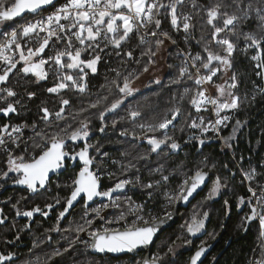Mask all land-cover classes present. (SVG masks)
Instances as JSON below:
<instances>
[{
    "label": "trees",
    "instance_id": "1",
    "mask_svg": "<svg viewBox=\"0 0 264 264\" xmlns=\"http://www.w3.org/2000/svg\"><path fill=\"white\" fill-rule=\"evenodd\" d=\"M214 2L215 0H196L198 7L193 8L191 0H185L184 6L178 7L179 14L193 17L191 24L194 27L189 30V33H185L182 27L177 30L171 25V22L161 18L159 28H156L153 22L146 25L143 24L144 30L150 33L155 31L158 34L159 31L167 32L179 46L183 47L193 57L194 54H200L204 58L207 56V52L204 51L206 44L213 53H215L214 49L218 45L212 41V28L211 25L207 24L206 12L202 11L199 6ZM24 17L6 22V26H0V28H8ZM257 25L258 21L252 19L242 25V30L244 32H255L257 31ZM141 35L142 33L137 31L131 33L130 40L124 43L123 48L119 49L120 52L113 47L104 48L98 71L96 74L88 76L85 91H78L80 94L75 93L73 90L61 92L63 95L62 99L69 100L70 103L68 105H62L61 101L57 100L58 96L52 97V93L47 94L49 86L46 82L37 85L30 83L27 87L18 88L17 95L8 99L9 102L16 106L17 113L9 119L0 118V127L11 121L21 122L28 138L18 144L19 146H13L11 152H2L0 163L4 164L5 160L12 154L24 155L25 160L30 159L31 156L38 155L41 149L38 148L35 152L34 143L32 142L38 132L46 134L51 129L66 128L69 124H74L73 128H77L80 126V121H87L95 129L91 140H95L99 147H104L106 150V155L103 157L104 160L100 161L99 168L113 171V175H116V178L131 180L132 183L122 190V192H126L123 195L131 193L129 195L137 198L135 201L146 207L147 212L160 216L168 208L163 204L164 197H166L164 194L165 190L177 187L186 175L191 176L195 172V165L198 166L206 159L216 165L215 168L210 170L208 168L203 169L212 175L210 183L216 176H219L227 186L220 197L211 201L213 211L208 214L211 220L208 224V232L203 237L195 239H193V235L188 233L191 235V246L177 254L175 257L176 264L179 263L181 258L180 261L187 264L192 254L199 250L202 244L205 248L211 247V251L203 264H248L249 258L252 257L253 252L256 253L258 247L257 230L259 225L255 219L252 221L245 219L251 215V206H248L249 210L247 211L239 202V197L250 195V193L247 190V186L241 182L238 165L242 164L241 168H245L247 171L254 170V177L251 179L253 185L259 187L264 184V91H261L264 89V77L257 75V72L264 71V69H257L255 61L251 59L256 50L248 49L245 52L243 49L246 46V42L243 38L236 40L230 37L237 45L231 60L233 71L237 70L241 76V84L238 86V91L242 93V99L240 106L229 113L230 122H228L230 125L222 129L224 138L233 137L227 143L228 147L229 144L231 146L228 149H223V142L220 140V136L218 137L213 130L204 132V125L192 128L188 124L179 129L184 120L192 119L193 117L198 120V117L205 116L211 121L213 116L209 111L203 109L197 111L195 105L191 103V100L197 97V92L201 90V87L195 84L196 78L190 70L189 72L193 76L192 79H189L188 76L181 78L180 69L186 66L182 59L176 56L174 46L171 48L174 59L171 57L170 70L164 80L154 83L153 86L145 90L132 93L127 97H124L114 87V80L122 83V78L126 75L138 76L142 73L145 66V49L151 47L153 41L157 40L158 35L151 36L145 43L140 42L139 37ZM186 36L188 37L187 40L185 39ZM20 37L24 36L21 35ZM159 38L162 39L161 37ZM18 41L21 42L20 39ZM209 41L211 43H208ZM128 51L132 52V57L126 55ZM117 52L120 54L117 55ZM213 63L216 64L218 62L213 61ZM117 73L120 74L119 77ZM166 82L168 83L166 84ZM186 89L188 90L187 92ZM29 92H34L35 96L29 97ZM3 94L0 93V96ZM118 98H123V103L101 120L100 113L105 111L103 107H110V104ZM16 101H19V103H16ZM97 101H99L98 106L91 108L90 105ZM6 105L2 103L0 107H5ZM45 107L50 113L51 111L53 113L59 111L61 107H64V119L56 120L54 114L53 120L50 122L41 119L44 115L42 108ZM175 107L181 108L183 116L182 118L179 117L173 126L167 130H156L155 132L149 130L148 125L159 122L165 115H169L170 110ZM67 110L70 111L68 112ZM132 111H139L141 115L134 119L130 115ZM87 115H90L93 119L86 118ZM113 121H115V124H113ZM237 121H240L242 126L239 127L238 132L233 136V129L238 127ZM140 125H145V127L141 128ZM101 127L104 128L103 132L99 131ZM165 131L180 147L175 150L171 149V141H169L168 145H162L160 150L152 152L151 146L145 137L153 135L160 137L162 132ZM125 132L127 134L122 135ZM194 132L196 135L190 136ZM142 136L143 138H141ZM200 139L205 141L203 145L199 143ZM40 144H42L41 141ZM235 156L240 162L234 160ZM161 165H163L162 171L157 172L156 169L160 168ZM162 173H167L170 176V181L160 183L157 186L156 181L161 178ZM232 173H235V175H232ZM65 178L67 179L68 177L64 176ZM148 183H152L153 188H146L145 185ZM106 184H111V182ZM149 193H151V196H149ZM204 193L199 194L187 208L180 211L179 220L166 230L154 245L152 249L153 255L162 236L166 233L173 234L176 232V228L181 224L185 215L184 213ZM225 201H227V204H225ZM228 204L231 207H228ZM174 205H171L167 211L172 210ZM149 208H151V211ZM81 213L82 210L78 209L74 212V215L82 217ZM209 232L216 233V236L211 240L205 241ZM78 252L73 254L77 255ZM91 255L99 257L92 252ZM136 255L144 257L143 254ZM67 256L68 258H64L63 264L69 261V255ZM61 261L62 259L58 263L61 264ZM169 262H171L170 259ZM161 263L166 264L164 261H161Z\"/></svg>",
    "mask_w": 264,
    "mask_h": 264
},
{
    "label": "snow or ice",
    "instance_id": "2",
    "mask_svg": "<svg viewBox=\"0 0 264 264\" xmlns=\"http://www.w3.org/2000/svg\"><path fill=\"white\" fill-rule=\"evenodd\" d=\"M185 0H169V3H164L163 0H65V2L54 12L43 16L41 13L44 11L46 6H51L54 4V0H0V26H6V22L13 21L16 17H21L24 13L34 14L38 19H27L25 18V23L21 24L19 28L13 27L10 31H3L2 35L7 37L5 43L0 45V60H3L7 67L0 69V93H4L3 97L0 99L7 100L8 97H15L17 93L8 86L10 74H14L13 70L17 72H23L24 74L32 73L40 80L47 79L48 72L44 69V66L51 62L58 66L56 69V74L58 76V82L55 86L47 89L50 93H58L60 90L69 88L70 85L67 82H71L75 85L79 91H85V77L87 72L85 68L91 70L92 73L97 71V63L101 59L99 54H96V50L100 49L99 40L103 39L106 44H111L115 49H121L122 43H126L130 40V33H133L134 29L140 27L141 24L153 23L156 28L160 27L161 19H158L161 15V9H163L164 17L170 16V22L173 27L182 30L185 33H189V30L194 27L191 24L193 17L191 15H182L178 13V7H183ZM193 8L198 7L196 0H191ZM201 7V10L206 12L207 24L211 25L212 28V38L215 43L220 46L225 55H220L218 53H213L205 45L204 51L207 52V56L202 58L200 54H197L193 58L192 67L195 69L196 73H200L201 69L206 70V74L199 75L195 79L196 85H203L205 82L212 83L213 77L217 76V73L221 69H228L232 67L231 57L236 50V43H234L232 38L239 40L241 37L246 42V46L243 51L248 49H255L256 54L251 57L253 61H257L256 68L264 69V0H215L212 4H206ZM231 9V11H229ZM255 19L258 21L257 31L255 32H244L242 30V25L249 20ZM61 21H67L68 23H61ZM72 29H78L76 32H72ZM46 33L44 37H39V33ZM33 34L38 38L37 46L35 48L28 47L27 53L18 42L19 36L30 37ZM63 34V35H61ZM225 34V35H222ZM152 36H157V32H151ZM67 37L66 47L64 51H56L54 55L44 57L45 50L49 47L50 40L56 37L57 40H63ZM160 36L171 39L167 32H160ZM73 37L80 45H85L92 48L94 55L91 58L82 59V52L86 49L77 48L73 44ZM232 37V38H230ZM187 36L185 39L187 40ZM203 39V37H201ZM141 43H145L144 36L139 37ZM175 43V41H172ZM164 43L163 39L157 38L155 44L157 48ZM199 43V41H197ZM208 43H211L209 41ZM15 45L19 51V59H15L14 56L6 55L5 50L10 49L12 45ZM103 51V49H100ZM120 53L117 52V55ZM145 55H156V52L152 48L148 49ZM128 57H132V52L128 51L126 53ZM67 57V60L63 58ZM39 58V59H36ZM23 61V66L17 68V65ZM213 61L218 62L214 64ZM64 69H74L76 70V75L63 73ZM144 72L148 71L147 67L143 68ZM257 75L264 77V71L257 72ZM119 77L120 74L117 73ZM181 78L188 76L192 79L193 76L189 72L187 67H182L180 69ZM138 78V77H137ZM233 81L229 85L230 89H235L237 87L236 76L231 77ZM159 83V81H156ZM114 87L119 93H122L124 97L131 95L134 89L130 86L131 81L129 77L125 76L122 78V83L113 81ZM219 90L221 96L225 95L224 87L220 85H215ZM188 90L186 89V92ZM207 90H200L197 92V98H193L191 103L196 106L197 111H201V105L205 102L211 103L215 106V111L217 116L225 109H236L239 101L238 96H234L231 91H228L227 95L230 98L226 102H221L218 98L213 99L205 95ZM261 91H264L262 89ZM29 97L35 96L34 92L28 93ZM19 103V101H16ZM70 102L67 99H61L62 105H68ZM99 101L92 103L91 108H96ZM123 103V98L115 99L114 102L107 107L105 111H101L100 119H104L105 112H111L117 109ZM206 110V109H205ZM17 111L15 105L12 102H8L5 107H0V112L4 114L15 113ZM44 115L41 119L47 121L49 116L52 114L45 107L42 108ZM64 107H61L59 111L55 112L56 120L64 119L63 116ZM132 118H136L141 115L139 111H132L130 113ZM183 114L180 107H175L170 110L169 115H165L159 122L148 125L150 131L155 132L156 130H167L169 126L177 121L178 117L182 118ZM229 120L228 116H223L214 121L210 122V127H205L204 131L215 130L218 132L219 125L226 126V122ZM115 124V121H113ZM204 124L203 118H201L200 123L195 120L189 125L192 128L202 127ZM237 126H242L240 121L236 122ZM35 127V126H33ZM144 128L145 125H140ZM71 128L69 124L66 128L62 129L63 136L60 133H56L51 136H45L43 132H38L36 135L41 136L44 140L43 144H36L35 146L40 148L41 151L38 155L31 156L30 159L25 160L24 156H16L13 158L11 155L8 157V171L2 173L4 177L8 176V172L21 173L20 178L16 179L14 183L26 185L32 192H37L39 185L43 188L48 181L49 172L57 170L63 166V161L65 157L70 156L73 161L79 158L83 162V166L79 170L77 177L72 182V190L69 197L65 198L64 210L59 213L58 219L64 218L68 210L73 207L74 202L79 199L83 200L86 198L87 201H93L96 197L107 198L112 202L113 206L118 207L116 200L113 199V194L122 191L127 185L132 183L129 179H119L114 183L113 186L108 187L106 190H101L99 184V177L91 169L93 164V157L89 156V147L85 143L84 147L74 154L64 151L65 138L71 141L84 140L86 141L89 136L88 122L80 121V126L68 131ZM5 132L8 131V127L5 126L3 129ZM14 132L19 133L21 129L17 126L13 128ZM99 131L103 132L104 128L101 127ZM235 132L236 129H233ZM127 133H122L126 135ZM151 146V151L156 152L161 149L162 145H168L169 141L171 149H178L180 145L172 139L167 132H162L160 137L150 136L145 137ZM227 144L229 140L233 137L224 138ZM5 140L0 137V145L4 144ZM199 143L203 145L205 141L203 139L199 140ZM19 146V145H17ZM231 145L229 144V147ZM147 158V157H141ZM19 161V163H17ZM215 168V165H212ZM227 167V165H225ZM163 165L157 168V172H161ZM235 175V173H232ZM208 173L203 170V168H197L191 176H185L183 181L178 185L175 191L167 194V200L169 206L176 203H187L189 198L193 196V193L205 182ZM254 177V170H250L245 173V178L251 180ZM161 180L167 182L169 177L167 175H161ZM160 181H156V185L159 186ZM226 184L221 183V178L216 176L214 181V186L209 193V196H214L218 194L222 187H226ZM146 188H153L152 183L145 185ZM248 191L251 196L248 198V203L252 202V198L255 197L256 206L251 208V215L247 216L245 219L251 221L252 219H259V223L264 226V186H261L260 194L254 188L249 186ZM151 196V193H149ZM240 203H245L244 197H239ZM59 203V200L56 201ZM227 204V201H225ZM15 207V205H13ZM47 209L51 210L52 204H47L45 206ZM108 204H101L98 208H93L92 211L99 216L103 209L108 208ZM87 208V204H85ZM143 208V205L137 206L136 208L130 207V212L137 213ZM259 208V211L257 210ZM2 212V209H0ZM34 213H41L42 215H47L46 211H43L39 206H36L30 211H25L21 213L17 210V215H23L26 217H32ZM87 215V212L85 213ZM172 212L165 209L163 215L154 216L149 214L148 218L144 215H137L136 219L131 222L130 227H125L123 230L116 228H104L103 231H89L93 221L87 220L85 225H78L75 229L78 233H87L88 235L94 237L92 242V247L100 252H123V251H133L139 247H147L153 243L154 238L157 233L161 230V227L170 219H172ZM208 217L207 212H203L202 217L197 219V214H194L191 222L186 223V229L189 234L195 235L200 232L204 227L205 220ZM120 221L126 220V217L121 214L119 217ZM117 223L119 221H116ZM4 223V219H0V224ZM59 231V227L55 229ZM19 239V236H17ZM50 239V238H49ZM79 239V237H77ZM180 239V237H177ZM186 243H191V240H187ZM174 244L168 247V253H172L174 249ZM264 248V246H262ZM68 251V249H65ZM206 251L203 244L199 247V250L190 258V264H197L200 257ZM167 254V253H166ZM15 254L5 255L0 253V264H7V262L12 261ZM55 255L59 256L61 253L57 251ZM163 257L160 255L153 256L144 261V264H161ZM37 264H48V261L41 260L37 257ZM251 264H264V250L261 251L260 259L254 260Z\"/></svg>",
    "mask_w": 264,
    "mask_h": 264
},
{
    "label": "rangeland",
    "instance_id": "3",
    "mask_svg": "<svg viewBox=\"0 0 264 264\" xmlns=\"http://www.w3.org/2000/svg\"><path fill=\"white\" fill-rule=\"evenodd\" d=\"M8 2L10 3L11 0H8ZM163 2L167 4V3H169V0H166V1H163ZM160 11H161V15L159 17H157V18L158 19L161 18L163 20H168L170 22V16L165 18L164 14H163V9H161ZM61 23H68V22L67 21H61ZM71 31L72 32H76V31H78V29H72ZM157 34H158V32H157ZM45 35H46V33H43V32L39 33V37H44ZM61 35H63V34H61ZM159 37H161L164 40V43L162 45H160L157 48V46L155 44V41H153V44H151V47H148V49L152 48V50L154 52H156V55H154V56L146 55V58H145V61H144V63H145L144 67H147L148 71L147 72L142 71V73L140 75H138V76L126 75L127 77H129V79L131 81V85L130 86L134 89L133 93L139 92L141 90H145L148 87L153 86L154 83H157L156 81L164 80L166 78L167 74H168V71L170 70V67H169L170 65L169 64H170L171 57L173 58V53H172V49H171L172 46L174 45V43L172 42L173 38L170 36L171 39H168L166 37L160 36V31H159V34H158V38ZM19 39H20L21 42H19V41L18 42L22 45V47H23V49L25 51V54L27 53V48L28 47L35 48L37 46L38 38L36 37L35 34H33L30 37H20L19 36L18 40ZM212 41H214L213 38H212ZM66 42H67V37L66 36H65V38L63 40H57L56 37H53L50 40L49 47L45 50V53L43 54L44 57L47 59L48 57H51L52 55H54L56 51H64L65 47H66ZM98 42L100 44V49H103V50H104V48L107 49L106 47H113L114 48L113 45L106 44V42L103 39L99 40ZM73 44L77 48L86 49V51L82 52V56H81L82 59L91 58L92 55H94L92 48H89L87 46V43L85 45H80L79 42L76 41L75 38L73 37ZM123 45H124V43H122L121 48H123L122 47ZM100 49L96 50V54H99L101 59H102V51H100ZM130 49L132 50V48H130ZM148 49H145L146 53L148 52ZM19 51H20V49L15 50L14 55H12V56H14L15 59H19ZM119 52H120V50H119ZM214 52L218 53L220 55H225L223 49L220 46L215 47ZM255 54H256V52L253 53V55H255ZM195 56L196 55L194 54V57ZM36 59H39V58H36ZM63 59L67 60V57H64ZM101 59L97 63V71H98V66H99V63H100ZM216 64H218V63H216ZM256 64H257V61H255V65ZM22 66H23V61H21L20 66H18V68H21ZM57 68H58V66L54 65L51 62V60H49V63L44 66V69L48 72V77H47V79H44V80H40L34 74H30L29 73V75H31V76H29V75H25L23 72H17L16 71V73H14L10 77L8 86L12 87V89L16 93H17V91H19L18 88L27 87L28 84H30V83H33L34 85H37V84H40L42 82H46V84L48 83L47 84L49 86L48 88L53 87V86H55V83L58 82V76L56 74V69ZM85 71L88 73L87 76L85 77V84L87 86L88 76L91 75V74H96L97 71L95 73H92L91 70H89L87 68H85ZM62 72L63 73H67V74H71L73 76L76 75V70H74V69H64V70H62ZM233 75L236 76L237 87L235 89H230L229 85L233 83V81L231 80V77ZM67 83L70 85L69 88L60 90L58 93H52L51 94L52 97L58 96L57 100L61 101V99L63 97L61 92L68 91V90H71V91L73 90L75 93L80 94L78 92L79 91L78 88L75 85H72L70 81L67 82ZM167 83L168 82H166V84ZM240 84H241V76H240V73L237 72V70L233 71L232 67L228 68L226 70L222 68L221 71L219 73H217V76L213 79V82L210 85V90H211V92H213L215 94V96L221 102H226V101H228L230 99L228 97L227 93H228V91H231L234 94V96H238L240 98L239 101H238V105L240 106L241 99H242V97H241L242 93H239V91H238V86ZM215 85H220V86L224 87L225 95L221 96L219 90L215 87ZM48 93H50V92L47 91V94ZM4 95L5 94H3L0 97H3ZM8 99H9V97L7 98V100L0 99V105L2 103L7 104L9 102ZM102 106H104V105H102ZM106 108L107 107H103V110L106 109ZM195 109H196V106H195ZM201 110H202V108H201ZM233 110H235V109H225V110H223L220 113V114H222L221 118L223 116H228L229 117L228 121L230 122V114L229 113H231ZM67 111L69 112L70 110H67ZM86 118L93 119V117H91L90 115L89 116L87 115ZM201 118H203V122H204L203 125L205 127L210 126V124H209L210 121L205 116L198 117V120H195L194 117L192 119L184 120L182 125L185 127L188 124H191V122L193 120H195L197 123H200ZM228 121L226 122V126L222 125V129H225L228 125H230V123ZM227 123H229V124H227ZM183 126H180L179 129H181ZM239 127H235L234 128V129H236V131L233 132V136L238 132ZM62 129H64V127L56 128V130H52L51 129V131L46 132L45 136H51V135H54L56 133H60L63 136V132L61 131ZM64 138H66V137H64ZM141 138H143V136ZM40 141L42 142V144L44 143V140H42L41 136H39V135H36L34 140L32 141L34 143V151L35 152L38 149V147H36L35 145L36 144H40ZM228 148H229L228 144H226L225 141H224L223 149H228ZM231 151H232V149H231ZM202 160H204V159H202ZM234 160L235 161L238 160L237 162H240L239 159L236 158V156L234 157ZM212 165H214L213 162H209L208 160L205 159L198 166L195 165L196 166L195 170L197 168H203V169L204 168H208L210 170V169L213 168ZM240 166H242V164ZM1 167H4V166L1 165ZM8 167H9V165H8ZM215 167H216V165H215ZM242 169L245 170V168H242ZM0 171H1V168H0ZM2 173L0 172V178L1 179L5 178L2 175ZM161 175H167L169 177L168 181H170V176L167 173H162ZM157 180L160 181V183H166L163 180H161V178H158ZM214 181H215V179L203 191V192H205L204 195L201 198L197 199V201H195V203L190 207V209L184 213L185 215L183 216L181 224L176 228V232H174L173 234L172 233L171 234L166 233L165 235L162 236L161 240L158 242V245L156 246V251H155L153 256H156V255L162 256L163 257L162 261H164L166 264H176L175 257L177 256V254L179 252H182V251L186 250L188 247L191 246L190 245L192 243L191 235H189L188 232H187L186 223L185 222H189L190 223L194 214H197V219H199V218L202 217L203 212H207L208 214L212 213L213 210H212V206H211V201H213V200L217 199L218 197H220V195L224 192V190L226 188V187H222L220 189V191L218 192V194L210 197L209 193L211 192V190H212V188L214 186ZM3 183H4L3 180L0 181V186ZM221 183L222 184H226V183H223L222 180H221ZM177 187H175L173 189H169V188L166 189L165 192H164L165 196L167 197V194L175 191V189ZM169 190H171V191H169ZM129 194H131V193H127V195H123L120 198L119 201L116 200V203L119 205L118 207L113 206V205H109L108 208L103 209L101 211L99 216H97V214L92 211L93 208H90L88 211L83 209L82 213H81V215L83 216L81 225H85L87 227L85 222L87 220H91V221H93V223H92L91 228H89V231L99 230V229H104V228H116V229H119V228H123V227H130L131 226V222H133L136 219L137 215H144L145 218H148V215L150 213L147 212V210L145 209L146 207H144V206L139 212H137L135 214L130 212V210H129L130 207L131 208H136L137 206H140L142 204L137 202V201H135L137 198H133V196H131ZM166 197H164L163 204L168 207V208H166V210H167L171 206H169L168 200H167ZM98 207H100V206H97V207H94V208H98ZM149 210L151 211V208H149ZM86 212H87V215H85ZM121 214H123L126 217V220H123V221L119 220V217L121 216ZM151 215L156 216L155 213H153ZM88 216H92V218L89 219ZM116 221H119V222L117 223ZM256 221H257V224L259 225V228L257 227L258 228V230H257V232H258V240H257L258 247H257L256 253L253 252L252 257L249 258L250 260L248 259L249 260L248 264H251V262L254 261V260H259L260 259V255H261V251L264 250V248H262V246H264V231L260 230V224H259L258 220H256ZM98 222H101V224H99ZM75 225H79V224L75 223L73 226H75ZM262 227L264 228V226H262ZM59 228H60V226H59ZM59 232H60V230H59ZM66 233L68 234V231L65 228H62L61 229V234H59L60 237H61L60 241H66L67 240V238H66L67 234ZM64 234H66V235H64ZM79 234L83 235V234H87V233H78V235L76 234L75 237L72 238L71 247H73V248L76 247L79 252H78L77 255H75L73 253L67 254L68 252H70V250H68V252L67 251H63V253L69 255V258H70L69 261L65 262V264H140L143 261L144 257L141 256V255L128 257V258L123 259V260L118 259L115 262H112V260H105L103 258L92 256L91 255V251H90V247L88 248L87 242L84 241L80 237ZM215 236H216V233L209 232V235L207 236L205 241L211 240ZM77 237H79V239H77ZM177 237H180V239H177ZM187 240H191V243L190 244L186 243ZM173 244L175 245L174 249H173V252L172 253H168V251H167L168 247L170 245H173ZM76 245H81L80 246L81 248H78ZM58 251L61 252L59 249H58ZM67 255H62L61 254V255H59L57 257H62V258L66 257V258H68ZM169 259L171 260L172 263L169 262ZM180 260H179L178 264H186V262H183V261H180ZM187 264H189V261H188Z\"/></svg>",
    "mask_w": 264,
    "mask_h": 264
},
{
    "label": "flooded vegetation",
    "instance_id": "4",
    "mask_svg": "<svg viewBox=\"0 0 264 264\" xmlns=\"http://www.w3.org/2000/svg\"><path fill=\"white\" fill-rule=\"evenodd\" d=\"M18 66H20V64L17 65V68ZM13 73H16V70L13 71ZM11 75L13 74H10V76ZM0 87H3V85H0ZM55 112L53 113L51 111L52 115L49 116L50 120L48 119L46 122L53 120V114H55ZM73 127L74 124H71L69 132L75 129ZM88 131L89 136L86 141H71L66 137L65 151L74 154L83 148L85 143L90 145L89 156L94 158L91 169L96 172L99 177L101 190H106L108 187L113 186L114 183L120 178H116V175H113V171H106L99 168L100 161H103V157L106 155V150L104 147H99L95 140H91L95 133L93 125L88 124ZM11 156L15 158L19 155L12 154ZM17 163H19V161H17ZM1 165L4 167H1ZM82 166L83 162L80 161L79 158L73 161L71 157L68 156L66 161L63 163V170L60 173L52 176L49 182L46 183L43 188H40L39 185H37V192H32L26 185L14 183L16 179L20 178L22 175L21 173L8 172L7 177L3 179L0 178V181L3 180L4 182L0 186V209H2V212H0V219H4V223L0 224V253L5 255L12 253L15 254L12 261L7 262V264H37V257H40L41 260L46 259L48 264H59V260L62 259L61 264H63L64 257H57V255H55L58 249L61 251L60 253L62 255L78 252L76 247H71L72 238L75 237L76 234L78 235V232L74 231L78 225H73L75 223L81 225L83 216L81 217L79 215H74V212L78 209H84L88 211L90 208L100 206L101 204L112 205L111 201L103 197H97L91 202V204H89L90 202L87 201L86 198L83 200L78 198V202L70 214L64 218L58 219L59 213L63 211L64 207L66 206L65 198L69 197L70 195L72 190V182L77 177V174ZM0 168L1 173L8 171V158L5 160L4 164L0 163ZM64 176H67L68 178L64 179ZM108 182H111V184H106ZM124 193L126 192L119 191L114 193L113 199L119 201ZM242 197L245 198V203L240 204H242L247 211L249 210L248 206H251V208L254 207L252 202L248 203V198L250 195H245ZM57 200H59V203H56ZM47 204L53 205L51 210L45 207ZM85 204H87V208H85ZM13 205H15V207H13ZM36 206H39L48 214L45 216L41 213H34L32 217L17 215V210L23 213L25 211L32 210ZM228 207H231L230 204H228ZM88 217L89 219L92 218V216ZM210 222L211 220L208 216L205 220L203 229L193 235V239L203 237L206 232H208V224ZM98 223L101 224V222ZM59 226L60 232L55 230ZM62 228H65L68 231V234L66 233L67 235L64 234L67 236L66 241H60L61 237L59 234H61ZM92 231H103V229ZM17 236H19V239H17ZM80 237L87 242V246L89 248V238L91 236L88 234H83L80 235ZM76 246L81 248V245ZM65 249L70 250V252L67 251L68 253L64 254L63 251H65ZM138 254L145 255L144 252ZM133 256L129 255L119 258L111 256H99V258L112 260V262H115L118 259L123 260Z\"/></svg>",
    "mask_w": 264,
    "mask_h": 264
},
{
    "label": "built area",
    "instance_id": "5",
    "mask_svg": "<svg viewBox=\"0 0 264 264\" xmlns=\"http://www.w3.org/2000/svg\"><path fill=\"white\" fill-rule=\"evenodd\" d=\"M64 2H65V0H59L56 4L44 9V11L41 13V15L46 16V15L50 14L51 12H54L55 9L60 7ZM25 18H27V19H38L39 17H36L34 14H28L24 18H22L18 23H15V24L9 26L8 28H0V33H2L5 30L10 31L13 27L19 28V26L21 24H24L26 22ZM134 31L141 32L142 35L144 36L145 41L149 40V38H151V36H152L150 32H147L144 30L143 24L140 25L138 30L134 29ZM6 39H8V38L5 37L4 35L0 34V45L4 44ZM173 46L175 47L176 56L182 59L184 65L190 71H192L194 73L195 78H198L199 75L206 74V71L204 69H201L200 73H196L195 69L192 67L193 58H194L193 55H191L183 47L179 46L178 43H176V42L174 43ZM15 50H16V47L13 44L10 49L5 50V54L12 56V55H14ZM4 67H7V65L5 64V62L3 60H0V69H2ZM214 78L215 77H213V79ZM210 85H211V83L205 82L203 85H200V87L202 90H205V89L207 90L205 92L206 96H209L213 99H216L217 97L210 90ZM201 108L203 110L206 109V111H209L212 114L213 117H212V120L210 121L211 123H214V121L216 119L221 118V116H222V114H219V117L217 116L216 111H215V106L212 105L211 103L205 102L204 104L201 105ZM210 122H209V124H210ZM5 126L8 127L7 132H5L3 130ZM17 126L21 129V131L19 133L13 131V128H15ZM208 127H210V126H208ZM217 127H218V132L215 130H213V131L215 132L216 135H218V137L220 136V140L224 143V137L222 136V125H219ZM208 131H212V130H208ZM195 135H196L195 132L190 134V136H195ZM0 137H3L5 140V143L0 145V157H1L2 152H6V153L11 152L12 147L20 144L22 141H25L28 138V135H27L26 131L24 130V127H23L21 122L11 121V122H8L5 125H2L0 127ZM238 172H240L241 182H243L247 186V190H248L249 186H251L252 188H254L256 190L257 195H259L261 186H264V184H262L259 187L253 185L251 180H248L245 178V173H247L249 171L242 169L240 165H238ZM250 196H251V193H250ZM252 205L256 206L255 197L252 198ZM257 210L259 211V208H257ZM256 220H258V222H259L258 218ZM260 230L264 231V228L262 227L261 224H260Z\"/></svg>",
    "mask_w": 264,
    "mask_h": 264
},
{
    "label": "water",
    "instance_id": "6",
    "mask_svg": "<svg viewBox=\"0 0 264 264\" xmlns=\"http://www.w3.org/2000/svg\"><path fill=\"white\" fill-rule=\"evenodd\" d=\"M58 1H59V0H54V4H56ZM54 4H53V5H54ZM51 6H52V5H51ZM48 7H50V6H46L45 9L48 8ZM28 14H30V13H24L21 17H24V16H26V15H28ZM21 17H16L15 19H18V18H21ZM15 19H14V20H15ZM14 70H15V69H14ZM14 70H13V71H14ZM205 71H206V70H205ZM15 107H16V106H15ZM113 111H114V110H113ZM16 113H17V111H16L15 113H9V114H4V113L0 112V118L4 117V118H6V119H9L11 116L15 115ZM109 114H110V112H106L105 115H104V117L107 116V115H109ZM178 118H179V117H178ZM178 118H177V120H178ZM175 122H176V121H174L173 124L170 125L169 127L173 126V125L175 124ZM65 145H66V143H65ZM64 151H65V147H64ZM67 158H68V157H65L63 163L66 161ZM62 170H63V166H62L61 168L57 169V170H53V171L49 172L48 181H47L46 183L49 182V180L51 179L52 176H54V175L60 173ZM207 173H208V172H207ZM211 179H212V175H211L210 173H208V176L206 177L205 182H204V183H203V184L197 189V191H196L195 193H193V196L189 198V200H188L187 203H176V204L174 205V207L172 208V210L169 211V212H172V213H173V215H172V219L168 220V221H167V222L161 227V230L157 233V236L154 238L152 244L148 245L147 247H139V248H136V249H134L133 251H123V252H108V251H104V252H100V251H98V250H96V249H94V248L92 247V242H93L94 237L91 236V237L89 238V240H90V249H91V252H92L94 255H96V256H100V257H101V256H102V257H105V256H111V257H115V258H119V257H122V256H129V255L133 256V255H135V254H138V253L144 252V253H145V255H144V259H143V261L141 262V264H144V261H145L146 259H149V258L152 257V249H153L154 245L156 244V242L158 241V239L160 238V236H161L166 230H168L169 228H171V227H172V226H173V225L179 220V217H180V211L183 210V209H185V208H187V207L191 204V202H192L193 200H195V199L197 198V196L207 188V186H208V185L210 184V182H211ZM96 198H97V197H96ZM96 198H94V200H95ZM77 202H78V200H77L76 202H74L73 207L70 208V209L68 210V213H66L65 217L68 216V215L70 214V212H71V211L73 210V208L76 206ZM91 202H92V201H90L89 204H91ZM252 220H253V219H252ZM252 220H251V221H252ZM249 223H250V222H249ZM120 230H123V229H120ZM205 249H206V251H205V252L203 253V255L200 257V260L197 262V264H203L205 258L209 255V253H210V251H211V247H209V248H205ZM194 254H195V253H194ZM194 254H193V255H194ZM193 255H192V256H193ZM192 256H191V257H192ZM161 264H162V263H161ZM189 264H190V261H189Z\"/></svg>",
    "mask_w": 264,
    "mask_h": 264
},
{
    "label": "crops",
    "instance_id": "7",
    "mask_svg": "<svg viewBox=\"0 0 264 264\" xmlns=\"http://www.w3.org/2000/svg\"><path fill=\"white\" fill-rule=\"evenodd\" d=\"M16 50H17V48H16Z\"/></svg>",
    "mask_w": 264,
    "mask_h": 264
},
{
    "label": "bare ground",
    "instance_id": "8",
    "mask_svg": "<svg viewBox=\"0 0 264 264\" xmlns=\"http://www.w3.org/2000/svg\"><path fill=\"white\" fill-rule=\"evenodd\" d=\"M183 126V125H182Z\"/></svg>",
    "mask_w": 264,
    "mask_h": 264
}]
</instances>
